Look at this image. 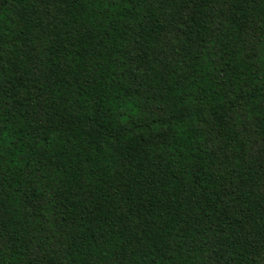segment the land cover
Wrapping results in <instances>:
<instances>
[{
    "label": "trees",
    "instance_id": "trees-1",
    "mask_svg": "<svg viewBox=\"0 0 264 264\" xmlns=\"http://www.w3.org/2000/svg\"><path fill=\"white\" fill-rule=\"evenodd\" d=\"M0 264H264V0H0Z\"/></svg>",
    "mask_w": 264,
    "mask_h": 264
}]
</instances>
